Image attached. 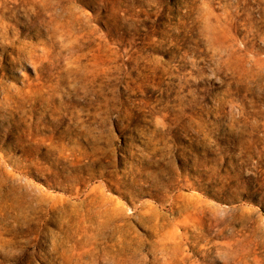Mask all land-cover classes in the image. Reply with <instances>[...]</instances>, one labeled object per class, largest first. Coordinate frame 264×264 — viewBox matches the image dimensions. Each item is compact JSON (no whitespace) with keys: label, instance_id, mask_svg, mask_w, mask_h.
<instances>
[{"label":"rangeland","instance_id":"rangeland-1","mask_svg":"<svg viewBox=\"0 0 264 264\" xmlns=\"http://www.w3.org/2000/svg\"><path fill=\"white\" fill-rule=\"evenodd\" d=\"M0 264H264V0H0Z\"/></svg>","mask_w":264,"mask_h":264}]
</instances>
